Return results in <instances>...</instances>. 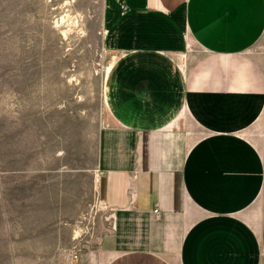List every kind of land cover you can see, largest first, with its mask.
<instances>
[{"label":"crops","instance_id":"crops-1","mask_svg":"<svg viewBox=\"0 0 264 264\" xmlns=\"http://www.w3.org/2000/svg\"><path fill=\"white\" fill-rule=\"evenodd\" d=\"M100 24L94 166L24 113L0 131V264H60L88 195L112 228L82 264H264V0H100Z\"/></svg>","mask_w":264,"mask_h":264},{"label":"rangeland","instance_id":"rangeland-1","mask_svg":"<svg viewBox=\"0 0 264 264\" xmlns=\"http://www.w3.org/2000/svg\"><path fill=\"white\" fill-rule=\"evenodd\" d=\"M115 60L103 45L100 0H0V131L10 114L24 113L30 129L43 126L46 151L60 148L65 160L91 169ZM111 218L88 195V219L76 222L60 264H68V253L78 255L77 264L96 256Z\"/></svg>","mask_w":264,"mask_h":264},{"label":"built area","instance_id":"built-area-1","mask_svg":"<svg viewBox=\"0 0 264 264\" xmlns=\"http://www.w3.org/2000/svg\"><path fill=\"white\" fill-rule=\"evenodd\" d=\"M263 162H264V157H263ZM158 212H159V210L158 209H156L155 210V213H157L158 214ZM78 261V255L76 254V253H70V257L68 258V263L69 264H72L73 262H77ZM74 263V264H75Z\"/></svg>","mask_w":264,"mask_h":264}]
</instances>
